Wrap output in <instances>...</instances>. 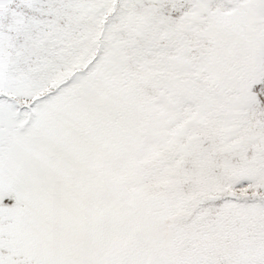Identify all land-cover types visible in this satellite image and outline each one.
<instances>
[{"label":"rangeland","instance_id":"1","mask_svg":"<svg viewBox=\"0 0 264 264\" xmlns=\"http://www.w3.org/2000/svg\"><path fill=\"white\" fill-rule=\"evenodd\" d=\"M148 1L150 25L147 13L137 25L110 16L83 48L78 39L51 42L29 69L30 51L20 54L26 30L17 28L24 20L11 30L18 46L0 52V264H264L261 204L228 220L223 205L197 207L223 198L232 178L264 169V104L251 92L259 83L264 97V0ZM174 37L198 42L187 79L214 95L147 85L160 76L162 54L168 78L185 70ZM106 71H119L117 90H102ZM216 102L231 113L208 139L194 125ZM173 214L170 234L182 242L173 256L153 253Z\"/></svg>","mask_w":264,"mask_h":264},{"label":"trees","instance_id":"2","mask_svg":"<svg viewBox=\"0 0 264 264\" xmlns=\"http://www.w3.org/2000/svg\"><path fill=\"white\" fill-rule=\"evenodd\" d=\"M97 1L98 0H0V32L3 34V39L0 41V52L5 51L7 55H10L11 53L9 51V47L18 46V37L8 36L11 35V30H15L19 21L22 20H24L25 24L19 25L17 28H19V31L23 32L26 30V36L23 40V51L20 54H25L26 49L24 50V47L26 46V48L30 51L29 55L31 56V64L29 63L26 65V69H29V67L35 64L36 61H40L46 56L47 49L49 48V44L51 42H53L51 46L57 45V42H64L62 46H65L71 45L75 40L78 39L79 46H82L83 48L84 44L86 43V39L93 35L95 31H99V29H96L98 24L102 22V20L106 18L108 19L110 16H114V20H116L114 23H119L120 26L128 21H131L137 25L142 20H144L143 14L147 13L149 16V25L153 23V7L150 4H147L145 8H143L144 5H142V3L150 2L148 0H130L128 3L126 0H124V2H121L122 0H116L118 2L115 7V13L117 14V17L115 13H112L109 10L114 6V0L112 1L111 7L106 5V0H99L100 3L97 4L98 11H96L97 8L92 10L89 9V4H95ZM77 6L78 8H76ZM105 8L107 9L106 11ZM98 14H100V16H97ZM136 25L134 26L135 28ZM145 34L146 36L150 35L148 32ZM81 37L85 39L83 44L80 42ZM174 38L175 48L172 55L177 61H179V67H184L186 65L185 70L180 71L179 69H176L173 72L174 79L168 78L167 73L169 71V67L167 63H164V59L169 60L170 56L167 53L162 54L159 57L158 64L160 76L158 78L151 76V79L148 81L147 85L149 84L157 87L164 86L170 82L176 85L178 92L186 93L190 96L199 97L214 95L212 92L204 90L203 87L199 86L197 83L191 82L187 79L188 73L186 71H190L188 66V59L190 57L188 50H190L191 47L194 48V45L198 42H196L194 38L187 41L184 39L181 41V39L179 40L178 37ZM203 41L206 44H209L210 48L215 44V40L203 39ZM59 47L60 46L58 45V48ZM197 57H200L203 61L208 62L212 56L209 54H202L201 56L197 55ZM4 59H7V56L4 57ZM151 64L152 66H156L155 62ZM40 66L44 67L43 65ZM108 71H106L105 75V80L107 81L106 88H103L102 90H117L118 82L116 78L119 71L122 72L121 79L124 81L123 68L117 73L111 74L110 72L108 73ZM183 71L187 74L186 76L184 75ZM177 73H181L179 75L182 76L179 78ZM201 73L205 72L201 71ZM167 86L170 87V85ZM127 88L131 90L134 89L135 86L127 85ZM140 89L141 87H136L137 94L138 91L141 93L140 91L142 90ZM147 89L150 91L149 87ZM251 92L262 104H264V97L259 90V83L252 84ZM195 108L193 111H196ZM230 108L231 105L228 104L225 105L221 102L214 103L211 108L207 110V113L204 114L206 122L201 120V122H198L196 125H194L195 128L200 131V133L207 135L208 139H210V136L212 137L214 135L213 132H215V130L221 134V125H223L224 119H226L231 113ZM193 115L194 113L190 114L189 112V116ZM215 137L218 140L220 138L219 135ZM258 143L261 144V142ZM178 149L179 148L177 147L175 148L171 157H174V153L178 151ZM260 155L263 157L264 153ZM251 156L252 153H248V157L250 158ZM188 159L189 158L186 160L182 159V165L186 163ZM156 179H158V175L150 172L147 184L157 188V185L161 182V179L160 181H156ZM180 185L186 184L180 183ZM227 185L229 188H225V196L223 198L214 202H211L209 199L204 204L197 202V207L204 208L211 206L213 210H216L219 209L220 205H223L225 206L227 213H224L225 215L222 216L227 220L233 217L232 211L236 208H254L260 204L261 207L264 208V198L260 197L259 199H256L254 197V195H261L262 191L264 190V169H261L260 172H250L249 175L246 173V175L237 178V181H234L232 178L230 183H227ZM230 194L236 196V198L231 197ZM209 195L214 196L212 194ZM193 206H196V204ZM190 208H192V206H190ZM174 215L175 214L171 215L168 218V221H166L164 224V227H167L165 231L157 230V237L155 239L153 253L158 251L159 254L163 252L165 254L168 253L169 256H173L175 244L177 242H182V240L175 238L173 233L170 234L171 229L174 230L177 226H179L177 224L178 222L174 223ZM246 222H248V220H246ZM211 223L216 224L217 222L213 221ZM169 234L171 235L170 237ZM219 241L221 240H217V242ZM166 260L167 259H165V261ZM149 264H151V262H149Z\"/></svg>","mask_w":264,"mask_h":264}]
</instances>
